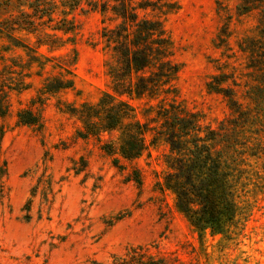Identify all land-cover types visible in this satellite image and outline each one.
<instances>
[{"label": "rangeland", "instance_id": "rangeland-1", "mask_svg": "<svg viewBox=\"0 0 264 264\" xmlns=\"http://www.w3.org/2000/svg\"><path fill=\"white\" fill-rule=\"evenodd\" d=\"M174 1L179 9L167 16L165 28L181 65L175 100L216 128L230 110L227 99L209 93L206 84L222 78L235 99L249 105L245 92L256 75L248 67L250 54L239 46L248 40L259 54L264 51L257 13L239 17L235 8L240 0ZM14 3L10 0L12 10ZM78 20L75 88L46 103L42 132L19 126L16 119L36 96L37 78L30 90L11 95L12 112L0 118V165L5 162L7 169L0 179V264H111L140 245H155L187 264H264V194L253 203L239 236L226 241L207 232L201 247L198 234L175 211L173 197L156 187L166 169L163 141L150 145L152 135H147L146 153L122 162L125 169L119 170L94 139L76 138L80 123L65 112L66 106L96 103L109 91L101 16L87 12ZM142 104L133 102L141 120ZM81 157L88 169L75 175L69 168ZM134 169L142 179L140 189L130 177ZM29 200L31 219L26 221Z\"/></svg>", "mask_w": 264, "mask_h": 264}, {"label": "trees", "instance_id": "trees-1", "mask_svg": "<svg viewBox=\"0 0 264 264\" xmlns=\"http://www.w3.org/2000/svg\"><path fill=\"white\" fill-rule=\"evenodd\" d=\"M21 1L12 10L10 0H0V118L12 112L11 95L30 90L37 78L41 83L36 96L17 111L16 119L19 126L42 132L46 103L75 88L78 15L98 13L109 91L96 103L66 106L65 112L80 123L76 138L94 139L119 170L125 169L122 162L132 163L146 153L147 135H152L150 145L163 141L168 147L166 169L156 187L173 197L175 211L198 234L201 247L207 232L226 241L239 236L253 203L264 194V51L259 54L248 40L239 46L250 54L248 67L256 75L245 92L247 107L235 99L232 88L223 86L226 80L214 78L206 84L209 93L227 99L230 110L212 128L175 100L181 65L165 28L167 16L179 9L174 0ZM235 9L239 17L257 13L256 30L264 39V0H240ZM133 102H143L142 120ZM87 169L81 157L69 171L80 175ZM6 174L3 162L0 179ZM130 177L140 189L137 170ZM30 206L31 200L26 221L31 219ZM111 264L187 263L155 245H140Z\"/></svg>", "mask_w": 264, "mask_h": 264}]
</instances>
